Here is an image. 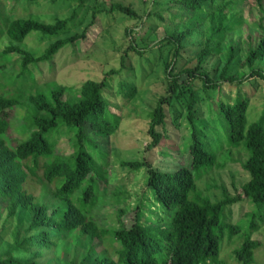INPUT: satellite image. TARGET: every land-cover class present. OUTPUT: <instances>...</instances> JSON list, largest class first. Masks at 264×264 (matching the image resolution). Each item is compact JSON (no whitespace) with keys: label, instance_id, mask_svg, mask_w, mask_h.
Returning a JSON list of instances; mask_svg holds the SVG:
<instances>
[{"label":"trees","instance_id":"1","mask_svg":"<svg viewBox=\"0 0 264 264\" xmlns=\"http://www.w3.org/2000/svg\"><path fill=\"white\" fill-rule=\"evenodd\" d=\"M24 1L32 5L40 0ZM250 1L261 17L257 31L250 33L244 44L241 37H230L246 29L239 15L245 0H165L163 7H176L179 13L171 14L174 28L165 30L159 48L146 45L152 58L131 45L129 51L141 60H164L163 67H157L165 75L166 92L149 114L151 142L147 150L171 157L178 164L162 171L146 157L123 162L122 166L132 171L146 169L147 186L159 215L144 223L145 210L139 206L128 225L123 219L125 211L120 210V224L106 228L99 224L96 211L100 183L109 179L107 145L121 120L112 113L106 91L126 68L128 51L121 70H111L102 81H87L73 99H66L73 88L55 86L29 95L28 104H24L23 91L35 80L31 66L51 62L63 48L86 40L98 14L118 13L145 25L147 17L165 23L164 12L142 15L131 4L113 3L109 10L102 8L93 14L81 32H73L85 20L77 21L79 9L54 23L10 20L4 17L0 0V29L11 41L4 55L17 54L22 61L19 74L9 80L16 91L0 88V247L7 235L12 238L10 249L0 255V264H53L47 254L63 244L72 248L70 264H226L220 253L225 241L236 235L242 245L234 250V259L238 264H254L261 243L253 234L264 228V113L250 123V97L242 89L231 102L211 100V93L222 91L224 85L241 86L252 78L264 79V71L255 68L264 64V0ZM155 32L151 27L148 37ZM32 33L51 40L40 56L22 47ZM191 45L197 47L193 55L189 54ZM5 67L0 64V78L5 76ZM246 69L248 76L243 74ZM136 70L132 82L119 83L118 93L130 100L138 92ZM204 105L209 114L205 119ZM22 106L27 109L24 127L16 137L12 130L18 121L13 115ZM184 122L190 135L179 149L171 132L182 128ZM61 138L72 143L67 156L58 152ZM166 144H171L169 149ZM235 149L247 155L243 169L250 174L249 181L236 196L226 190L216 201L203 196L200 179L233 161ZM244 199L254 207L250 219L238 226L227 224V209Z\"/></svg>","mask_w":264,"mask_h":264},{"label":"rangeland","instance_id":"2","mask_svg":"<svg viewBox=\"0 0 264 264\" xmlns=\"http://www.w3.org/2000/svg\"><path fill=\"white\" fill-rule=\"evenodd\" d=\"M40 0L36 4H27L24 0H1V11L7 19H36L44 23H54L57 19L71 17L74 10H78L77 21L85 18L81 26L73 32H81L92 19L93 14L105 8L110 9L113 3L131 4L139 14L146 15L148 11L164 12L165 23L159 22L156 18H146L145 25L141 21L130 20L129 16L118 13H102L97 15L96 25L88 32V38L74 46H67L60 50L51 62L40 63L38 66H31L35 80L31 81L23 91V102L28 104V96L40 90H48L55 86H67L73 88V92L66 94V99H73L74 94L80 90L82 85L89 80L102 81L111 70H121L122 58L128 51L124 70L116 75L111 81L106 96L111 103L112 113L121 118L117 132L109 138L108 167L109 179L100 183V201L96 213L99 224L106 228L117 227L119 223L120 210L125 211L123 219L130 225L135 219V210L142 206L145 210L143 222L150 218L157 219L158 207L154 204L152 195L147 186V171L142 169L139 172L132 171L122 166L123 162L143 161L146 157L153 167L162 171H169L177 167L173 158H163L158 152L147 150L151 139L148 135L150 126L149 114L156 108L158 101L166 92L165 75L161 68L163 61H150L143 59L133 51H129L131 45L141 50L145 57L152 58L146 45L152 43L151 47L160 46V40L165 35V30L174 28L171 22V14H178L176 7L173 9L163 7L165 0ZM167 1V0H166ZM239 15L244 19L246 29L240 33L231 35V39L242 38L247 40L250 33H255L257 23L261 17V11L250 0H245ZM155 27L156 32L149 38L148 32ZM129 30L131 33L128 34ZM65 37V36H64ZM200 39V38H199ZM198 39V40H199ZM51 43V40H44L41 34H30L22 47L40 56ZM11 44L4 29H0V64H4L5 76L0 78V88L6 91H16L10 87V81L19 74L21 57L17 54L4 55V51ZM196 44V43H195ZM244 45H242L243 47ZM195 45L190 46V55L195 54ZM185 54V56H189ZM141 60V61H140ZM161 66L157 67V65ZM138 84V92L133 100L119 94V83L131 80L135 76ZM256 69L264 71V64L258 63ZM248 76L249 69L243 70ZM146 73V75H145ZM250 76V75H249ZM250 78V77H249ZM248 78V79H249ZM247 79V80H248ZM129 80V81H130ZM201 87V83L197 82ZM243 90L250 97L249 118L250 123L257 121L264 113V79L260 77L249 79L240 85H224L222 91L212 92V101H233L239 90ZM19 93V92H18ZM27 109L22 106L13 115L17 116V123L13 129L17 137L19 129L24 127L23 118ZM206 105L202 106L203 118L208 117ZM172 137L178 143L179 149L184 146L189 138L190 131L186 122L179 130L171 132ZM171 144H166L169 149ZM73 149L68 138H61L58 143V152L67 156ZM229 151L224 152L227 154ZM177 157L180 155L178 153ZM247 155L242 150H233L232 159L223 167H215L209 174L203 175L199 182V191L205 197L216 201L222 198L226 190L231 196L241 192L242 187L249 181L250 174L243 169V162ZM254 210L252 203L247 199L229 207L226 212V223L231 226H238L247 220L248 214ZM126 215V216H125ZM250 217L248 218V220ZM228 235V232H226ZM253 239L261 243V247L255 253L254 264H264V228L253 234ZM6 242L0 247V255L10 249L8 242L12 241L11 235L5 237ZM110 242V239L106 241ZM242 245L240 236H234L231 241H225L220 253V259L226 260V264H238L233 257L236 248ZM86 251V246L83 247ZM53 264H70L73 257L72 248L63 244L58 249L47 254Z\"/></svg>","mask_w":264,"mask_h":264}]
</instances>
